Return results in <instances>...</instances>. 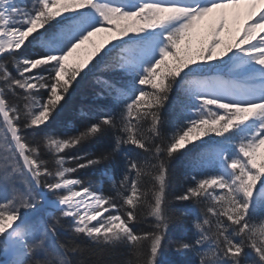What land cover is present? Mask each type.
<instances>
[{
	"label": "snow or ice",
	"instance_id": "snow-or-ice-1",
	"mask_svg": "<svg viewBox=\"0 0 264 264\" xmlns=\"http://www.w3.org/2000/svg\"><path fill=\"white\" fill-rule=\"evenodd\" d=\"M0 255L264 264V0H0Z\"/></svg>",
	"mask_w": 264,
	"mask_h": 264
},
{
	"label": "trees",
	"instance_id": "trees-1",
	"mask_svg": "<svg viewBox=\"0 0 264 264\" xmlns=\"http://www.w3.org/2000/svg\"><path fill=\"white\" fill-rule=\"evenodd\" d=\"M209 34H210V27L205 29V30H202L201 33L198 36V40L199 41H198V43L197 42L194 43V47L199 46V43L202 42L203 40L207 39L209 37ZM84 90H85L84 88H81L78 93L73 94V96L69 99V103L67 105V109H66L65 115H67L69 117H74V116H76L79 113L80 109L82 107H84L83 105H81V102H80V100L83 101V99H82L83 96H81V95L83 94ZM69 104H71L73 106H70ZM166 115H172V114L171 113H166ZM87 147L91 151H97V150H99L100 145L99 144L89 145ZM181 164H182V161H180V160H177L175 162V166L177 168H180V169H178V171L179 170L180 171L181 170L184 171L183 165L179 166ZM176 190L178 191V189H176ZM256 215L257 216L261 215L259 210L257 211ZM175 230L180 233L179 226H177V228ZM165 255H166V259H169V260L178 259V257H176L175 255H172L170 251L166 252Z\"/></svg>",
	"mask_w": 264,
	"mask_h": 264
},
{
	"label": "rangeland",
	"instance_id": "rangeland-1",
	"mask_svg": "<svg viewBox=\"0 0 264 264\" xmlns=\"http://www.w3.org/2000/svg\"><path fill=\"white\" fill-rule=\"evenodd\" d=\"M248 11V6L247 5H240V6H235L232 9H229V27L233 29V34L236 35L234 29L236 27H239V25L243 22L244 17L246 16ZM211 23H212V18H209L203 23V26L199 30V34L201 33L202 30H205L207 28H211ZM199 36V35H198ZM198 36L194 40V43H198ZM230 35L228 33H225V40L229 37Z\"/></svg>",
	"mask_w": 264,
	"mask_h": 264
},
{
	"label": "bare ground",
	"instance_id": "bare-ground-1",
	"mask_svg": "<svg viewBox=\"0 0 264 264\" xmlns=\"http://www.w3.org/2000/svg\"><path fill=\"white\" fill-rule=\"evenodd\" d=\"M81 96H83V98H82L83 101L80 100L81 105L86 106V105L89 103V98H88V95H87V93H86L85 90H84V92H83V94H82ZM69 105H70V106H73V105H71V104H69ZM179 166H182V164L179 165ZM175 168H176L177 172L179 173L180 170L178 171V169H180V168H177L176 166H175ZM181 171H182V170H181ZM105 187H107V186H105ZM177 189H178V188H177ZM178 190H179V189H178ZM173 235H174V236H178V235H180V233L177 232L176 230H174ZM171 254H172V255H175V254L172 253V252H171ZM5 259H6L5 256L0 255V264H3V262H4Z\"/></svg>",
	"mask_w": 264,
	"mask_h": 264
}]
</instances>
